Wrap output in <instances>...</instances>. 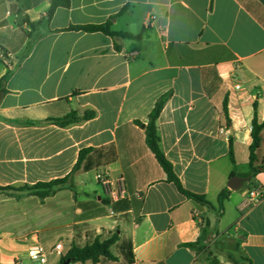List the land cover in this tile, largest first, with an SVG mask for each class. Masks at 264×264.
<instances>
[{
    "label": "crops",
    "instance_id": "crops-1",
    "mask_svg": "<svg viewBox=\"0 0 264 264\" xmlns=\"http://www.w3.org/2000/svg\"><path fill=\"white\" fill-rule=\"evenodd\" d=\"M52 2L0 0V187L65 177L85 148L98 167L75 175L76 194L63 187L41 202L1 193L0 264H34L37 244L58 264L50 255L61 236L64 254L114 234L127 264H209V254L264 264V198L246 207L248 191L228 187L251 178L252 121L264 120V0H71L48 20ZM106 22L141 39L69 30ZM168 92L162 150L183 186L214 208L168 182L147 144L149 116ZM72 111L96 115L53 123ZM101 171L117 198L99 182L88 189L87 174ZM249 182L264 191V172Z\"/></svg>",
    "mask_w": 264,
    "mask_h": 264
},
{
    "label": "trees",
    "instance_id": "trees-1",
    "mask_svg": "<svg viewBox=\"0 0 264 264\" xmlns=\"http://www.w3.org/2000/svg\"><path fill=\"white\" fill-rule=\"evenodd\" d=\"M71 0H53L47 17L48 20L52 19L56 10L60 7H70ZM26 23L30 27H34V24L26 18ZM69 30L85 31V32H102L112 37H121L129 39H141V34L133 35L127 32H118L111 29V22H106L99 25H77L71 26ZM172 92H168L163 95L156 103L153 111L149 116V122L145 126L147 144L155 158L164 169L167 175V181L173 183L178 191L189 199H193L209 208H214L213 204L207 200L204 195L193 193L187 190L177 174L174 171L172 163L167 159L165 153L161 147V137L159 135L157 121L165 107L166 102L171 97ZM96 113L93 111H86L83 114H79L77 111H72L68 115L52 120L53 123L59 127H68L70 125L79 123L81 121H88L95 117ZM140 123V122H137ZM263 131H264V120L259 121L257 114L252 121V144L250 146V158H249V169L251 171V180H253L259 173L264 172V156L261 157V147L263 144ZM92 148L82 149L79 153L77 163L75 164L72 171L65 177L54 179L47 182H38L34 185H25L19 188L15 187H0V194H8L9 190H14L18 192L26 191L29 194L38 197L41 202H44L46 198L51 197L56 194L58 190L67 187L72 190L75 194V184L74 177L79 171L89 172L95 169L96 166L90 160L89 154L93 152ZM230 156L232 162L235 163L233 150L231 148ZM234 174H232L233 176ZM231 191L225 188L221 191L219 195V208L222 209L224 202L229 198ZM106 205H111V201H105ZM119 241L118 234L112 235L106 240L96 239L93 242L86 244L85 246H78L73 244L61 257L60 264H63L67 260H71V264L76 263H87L91 262L93 264H99L102 259H108L111 261H116L117 257L112 251V247ZM199 242L189 244L190 247L198 245ZM209 264H221L217 258L212 257V254L208 255Z\"/></svg>",
    "mask_w": 264,
    "mask_h": 264
},
{
    "label": "built area",
    "instance_id": "built-area-1",
    "mask_svg": "<svg viewBox=\"0 0 264 264\" xmlns=\"http://www.w3.org/2000/svg\"><path fill=\"white\" fill-rule=\"evenodd\" d=\"M236 89H241V86H236ZM97 178L101 180V183L109 191V194L113 198H117V192L112 189V183L105 174L98 173ZM264 198V191L261 188H255L248 193L246 207L253 206L260 202ZM51 255H54L58 258H61L63 255V245L62 243H58L53 248ZM28 257L31 261H38L40 264H46L48 262V253L46 250L40 245H34L28 250Z\"/></svg>",
    "mask_w": 264,
    "mask_h": 264
},
{
    "label": "rangeland",
    "instance_id": "rangeland-1",
    "mask_svg": "<svg viewBox=\"0 0 264 264\" xmlns=\"http://www.w3.org/2000/svg\"><path fill=\"white\" fill-rule=\"evenodd\" d=\"M263 156H264V151L261 152V157H263ZM239 170L243 173V171L244 172H248L249 169H248V167H241L240 166ZM100 173L103 174V175L105 174V176H107L106 173L103 172V171H101ZM87 175L89 177L88 189L90 191H92L93 189L100 190V188L98 186V182L101 183V180H99L96 177V173L95 172H91V173H89ZM244 177L246 178L247 176H244ZM242 189L243 190H247L248 193H249V191L255 189V186L252 185V182H247V183L244 184ZM106 192H107V190H106ZM89 226L90 225H86V227L88 229L90 228ZM58 233L63 234V226L59 227L58 230L54 231V235H58ZM88 234L93 235V231L89 230ZM81 241H82V244H84L86 242L84 239H82ZM59 242L62 243L63 248H64L65 247V243L63 241V236L60 237ZM112 251L114 252L115 256L117 257V260L116 261H111V260H108V259H102L100 264H127V259L125 258V256H123V248L120 245H116V246L112 247ZM50 256H51V260H55L56 261V256H54V255H50ZM60 259H59L58 264H60ZM55 261H53L52 263H55ZM31 262H33L34 264H40L38 261H31ZM86 264H93V263L87 262Z\"/></svg>",
    "mask_w": 264,
    "mask_h": 264
},
{
    "label": "water",
    "instance_id": "water-1",
    "mask_svg": "<svg viewBox=\"0 0 264 264\" xmlns=\"http://www.w3.org/2000/svg\"><path fill=\"white\" fill-rule=\"evenodd\" d=\"M251 180L250 177L248 178H241L238 176H234L229 180L228 187L232 190H238L244 186L245 183ZM209 225V221H208ZM63 264H71V260L65 261Z\"/></svg>",
    "mask_w": 264,
    "mask_h": 264
}]
</instances>
